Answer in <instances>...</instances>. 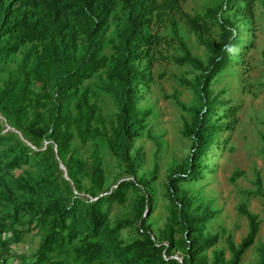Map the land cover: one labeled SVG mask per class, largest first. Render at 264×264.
Segmentation results:
<instances>
[{
    "label": "trees",
    "instance_id": "trees-1",
    "mask_svg": "<svg viewBox=\"0 0 264 264\" xmlns=\"http://www.w3.org/2000/svg\"><path fill=\"white\" fill-rule=\"evenodd\" d=\"M186 1L0 0V112L14 128L0 129V262L7 260L12 245L37 230L42 239L30 264H66L70 255L82 264H241L260 232L259 214L240 204L239 212L249 224L246 236L239 243L232 233L225 237L229 259L223 249L213 250L210 257L220 238L208 231L214 216L209 206H194V198L180 184L204 177L211 169L204 157L218 134L234 125L221 119L236 108L230 100L213 96L211 86L233 60L231 49L242 42L236 23L247 16L254 0H218L192 17L183 10ZM227 9L234 13L226 14ZM177 17L186 20L208 48L209 65L192 55L180 38ZM164 19L171 22L183 51L167 57L200 73L194 79L180 78L197 96L191 106L179 102L191 114L184 134L192 140V153L169 179L171 223L160 230L158 240L150 231L152 223L144 221L158 166L150 176L137 178L143 154L134 149V141L151 115L138 103L142 89L153 81L151 64L163 42L153 27ZM214 27L220 31L218 40L206 36ZM93 77L96 81L87 83ZM102 96L114 100L115 118L105 113ZM76 138L83 146L93 142L88 158L75 146ZM104 147L134 177L119 178L117 186L106 191ZM61 162L69 180L62 176ZM241 174L236 171L233 180ZM255 183L257 191L245 193L264 196L259 171ZM132 189L144 192L138 203L142 222L139 236L125 242L120 233L131 221L110 227V215ZM177 251L182 262L174 257Z\"/></svg>",
    "mask_w": 264,
    "mask_h": 264
},
{
    "label": "rangeland",
    "instance_id": "rangeland-1",
    "mask_svg": "<svg viewBox=\"0 0 264 264\" xmlns=\"http://www.w3.org/2000/svg\"><path fill=\"white\" fill-rule=\"evenodd\" d=\"M217 1L187 0L183 4V10L192 17L204 13ZM246 12L247 16L237 21L235 26V32L242 42L235 44L231 49L233 60L215 77L211 86L213 96L225 102L230 100L229 105L236 108L232 114L229 111L228 115L221 119V122L234 125L218 134L204 157L203 160L211 168L204 177L183 182L180 186L194 198V206L199 204L209 206L214 216L209 223L208 231L218 233L220 238L218 244L208 252L210 257L213 250L223 249L229 259L231 253L225 237L232 233L235 242L239 243L246 236L249 224L246 217L239 212L240 204L246 203L250 211L259 214L262 220L260 232L255 244L243 256L241 264H260V247L264 242V196H251L245 192L257 191L255 183L257 171L260 172L264 188L263 0H254L251 10ZM230 13H234V9H227L226 14ZM177 22L179 36L187 44L192 55L202 60L205 65H209L208 48L199 42L186 20L177 17ZM219 32V28L214 27L206 36L218 40ZM153 33L162 37L163 42L157 47L151 64L153 81L141 91L142 98L138 104L142 109H150L151 115L147 119V128L142 132L141 137L134 141V149H140L143 154V163L136 172L137 178L142 175L150 176L158 166L157 177L152 182L153 201L149 210L145 209L144 221L146 225L152 223L153 227L150 231L153 237L161 240L160 230L171 223L169 217L173 209V200L168 193L169 179L174 171L182 168L192 153V140L184 134L186 122H191V114L181 108L179 102L191 106L196 102L197 96L191 87L181 83L180 78L194 79L200 70L193 69L188 64H178L170 59L172 56H181L183 51L169 20L164 19L156 23ZM95 81L96 77H93L87 83ZM101 103L107 116L115 118L118 111L114 100L102 96ZM221 107L223 109V106ZM2 126H7L3 132L14 130L0 112V129ZM74 144L80 147L84 158L89 157L92 141L83 146L76 138ZM103 160L107 175L105 191L114 189L119 178H134L127 174L125 164L119 162L107 147L103 148ZM236 171L242 174L233 180ZM62 176L68 179L64 171ZM83 183L88 186L89 179L84 177ZM82 195L89 196L86 191L82 192ZM143 196L144 192L132 189L126 202L117 205L110 215V227L120 220L131 221L120 233V238L125 242H131L139 236L137 231L141 226L142 218L138 214V203ZM180 236L181 233L178 232L177 237ZM41 239L40 231L33 230L27 233L21 243L10 247L7 260L0 264H20L22 261L30 264L34 260V252ZM180 255L181 251H177L175 256L180 257ZM66 264L82 263L70 255Z\"/></svg>",
    "mask_w": 264,
    "mask_h": 264
},
{
    "label": "water",
    "instance_id": "water-1",
    "mask_svg": "<svg viewBox=\"0 0 264 264\" xmlns=\"http://www.w3.org/2000/svg\"><path fill=\"white\" fill-rule=\"evenodd\" d=\"M60 167L64 171L65 176L69 179L68 172H67V168L65 167V165L62 162L60 163ZM174 257L177 258L178 260H180L181 262L183 261V258H180L178 256H174Z\"/></svg>",
    "mask_w": 264,
    "mask_h": 264
}]
</instances>
